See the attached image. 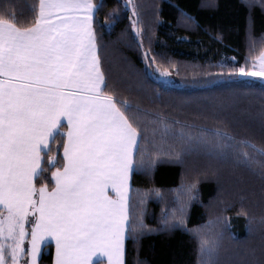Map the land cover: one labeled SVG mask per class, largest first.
Here are the masks:
<instances>
[{
    "label": "snow or ice",
    "instance_id": "snow-or-ice-1",
    "mask_svg": "<svg viewBox=\"0 0 264 264\" xmlns=\"http://www.w3.org/2000/svg\"><path fill=\"white\" fill-rule=\"evenodd\" d=\"M102 6L97 0H36L30 21L0 10V264H41L52 245V264H125V242L143 234L142 206L150 195L137 191L134 200L130 181L162 157L182 162L181 151L163 147L168 137L188 150L203 147L255 166L264 177V148L233 143L219 130L213 143L192 129L173 132L158 119L164 125L160 143L156 129L148 140L144 114L119 98L103 71L95 31ZM127 6L137 17H129L132 30L141 37L137 7L133 0ZM149 56L144 53L151 67L157 59ZM254 59L258 69L233 67L229 75L258 77L264 84V50ZM153 71L171 77L167 69ZM195 187H182L185 206ZM164 223L187 229L182 210ZM196 237L200 264H217L218 236L197 231Z\"/></svg>",
    "mask_w": 264,
    "mask_h": 264
},
{
    "label": "trees",
    "instance_id": "trees-1",
    "mask_svg": "<svg viewBox=\"0 0 264 264\" xmlns=\"http://www.w3.org/2000/svg\"><path fill=\"white\" fill-rule=\"evenodd\" d=\"M97 2L103 6L96 12L95 31L108 85L144 114L150 142L156 129L160 143L164 125L155 121L163 119L176 133L192 129L194 136L214 143L218 138L213 133L219 130L234 137L233 143L264 148V84L229 75L264 50L260 0H133L141 37L132 30L127 0ZM35 3L0 0V10L30 21ZM145 52L149 59L155 55L157 63L149 67ZM158 67L171 77L154 72ZM169 144L183 153L182 162L162 157L130 181L134 200L137 191L150 195L142 206L143 234L125 242V264H200L197 231L218 236L217 264H240L244 250L248 257L243 264H264V177L259 168L209 154L203 147L188 150L171 137L163 147ZM237 150L253 154L251 148ZM192 183L195 198L185 206L181 189ZM181 210L187 229L166 226L164 221ZM52 258L50 246L41 264H52Z\"/></svg>",
    "mask_w": 264,
    "mask_h": 264
},
{
    "label": "rangeland",
    "instance_id": "rangeland-1",
    "mask_svg": "<svg viewBox=\"0 0 264 264\" xmlns=\"http://www.w3.org/2000/svg\"><path fill=\"white\" fill-rule=\"evenodd\" d=\"M253 64H257V69H258V63L255 61V59L251 60V62H249V64L248 65H245V66L251 68L253 66ZM237 77H239V78H245V77H240L239 75H237ZM252 79H258V80H260L258 77L257 78H252ZM52 247H53V255H54V245H52ZM246 253L247 252L244 250L243 252H241V254L238 255L239 258L241 257V260H239L240 264H243L244 261L247 260L248 255H246ZM235 259H233V260H235Z\"/></svg>",
    "mask_w": 264,
    "mask_h": 264
},
{
    "label": "crops",
    "instance_id": "crops-1",
    "mask_svg": "<svg viewBox=\"0 0 264 264\" xmlns=\"http://www.w3.org/2000/svg\"><path fill=\"white\" fill-rule=\"evenodd\" d=\"M54 252H55V250H54ZM54 256V255H53Z\"/></svg>",
    "mask_w": 264,
    "mask_h": 264
}]
</instances>
